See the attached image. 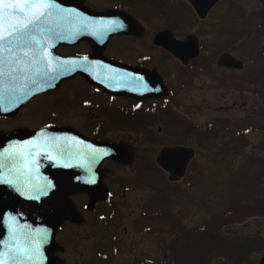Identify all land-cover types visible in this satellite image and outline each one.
Returning <instances> with one entry per match:
<instances>
[{
	"label": "flooded vegetation",
	"instance_id": "obj_1",
	"mask_svg": "<svg viewBox=\"0 0 264 264\" xmlns=\"http://www.w3.org/2000/svg\"><path fill=\"white\" fill-rule=\"evenodd\" d=\"M82 1L94 10L116 8L141 17L134 11L136 5L127 7L128 0H108L106 6L99 0ZM193 3L178 0L176 5L177 13L180 8L192 12L189 34L178 30L179 25L182 31L190 26L184 15L158 30L149 25V19L138 18L142 27L135 30L139 34L115 35L105 48H99L101 56L87 41L60 44L49 52L50 59L47 56L49 90L33 96L19 113L0 117V130L7 132L55 125L135 148L133 163L107 159L100 166L107 193L101 188L98 197L88 192L72 196L75 213L58 231V245L52 251L57 264L223 262V256L214 260V238L208 229L200 242V226L192 223L197 219L195 211H189L187 203L185 210L182 206L174 211L172 197L188 200L180 189L184 187L148 185L150 177L142 169L154 164L163 147L193 146L200 126L185 104L189 92L196 100L203 90L214 89L237 98L260 95L262 88L256 83L264 71V0H215L203 17ZM165 29L180 42L191 39L182 52L185 59L155 44L157 34ZM225 56L234 57L241 66L224 64ZM103 57L110 60H106L111 65L106 71L101 67ZM115 79L121 81L119 89ZM128 89L135 90L137 98L124 94ZM244 106L235 102L233 107L223 104L215 109L227 113ZM164 125L175 131L168 134ZM167 226L174 239L162 243L169 235Z\"/></svg>",
	"mask_w": 264,
	"mask_h": 264
},
{
	"label": "rangeland",
	"instance_id": "obj_2",
	"mask_svg": "<svg viewBox=\"0 0 264 264\" xmlns=\"http://www.w3.org/2000/svg\"><path fill=\"white\" fill-rule=\"evenodd\" d=\"M106 1L99 0L102 6H106ZM139 0H128L126 3L127 7H134ZM157 1H160L159 5ZM143 0L141 5L138 4L139 9L145 10L144 6L153 4L148 8L151 13L147 17L146 15L141 18L149 19L150 26L155 30L162 29L168 24L172 23V19L178 18L177 15H184V21L189 24L184 31L181 30L180 25L178 27L179 32L189 34L192 32V12L180 8L177 13L178 7L176 6L178 0ZM173 3V6H172ZM157 6L154 10V8ZM169 6L175 7L176 12L170 10ZM160 8V9H158ZM158 9L155 13V10ZM152 12L154 14H152ZM143 15V13H142ZM146 20V22H148ZM180 28V29H179ZM241 52V51H240ZM242 53V52H241ZM248 56V55H247ZM173 71H176L175 63H172ZM207 80V79H204ZM211 81L210 79H208ZM262 80V81H261ZM261 81V82H260ZM256 84H260L262 91L260 95H252L248 97L237 98L234 93L230 95L218 94L217 89L203 90L198 94V99L192 96L189 92L186 98L185 104L191 108L193 115L196 116V121L200 126H204L208 123H214L218 130L223 129L224 125L228 124L229 130L221 133L217 130L214 132H199L198 137L193 140V146L196 148L197 157L192 162L190 171H192L186 179L179 183H171L170 185L163 182L160 173H158L156 167L151 164L149 167H145L142 170L145 171L150 180L146 183L153 187H184L180 188L185 191V196H188V200L181 201L179 198L174 199L172 197L173 209L178 212L183 206V209L190 208L189 211H195L197 219L193 220V226L204 225V220L207 217L208 221H213L214 217L220 213L230 209L232 203L239 204L244 199L250 198L255 190H258L261 200L264 202V153L260 150H255L256 147H264V79L263 77L257 81ZM185 97V96H184ZM191 97L194 98V105L191 103ZM206 97V98H205ZM226 100V102H224ZM237 102L239 105L246 103L245 109L239 110L238 108L231 109L230 112L224 113L219 112L216 107H220L223 104L225 106L233 107L234 103ZM259 113L253 114L252 111H258ZM28 122V121H27ZM3 123L0 118V124ZM244 130L249 131V136L244 138L245 142V153H252V150L257 153L258 159L251 155L236 156V153H241V149L227 150V146L234 144V139H237L239 132ZM164 131L171 134L175 131L174 128L164 125ZM203 135V137H202ZM238 145L236 146V148ZM151 150H153L151 148ZM154 151V150H153ZM150 153V152H149ZM251 159L256 162L252 164ZM262 180V184L260 182ZM194 181V182H193ZM190 186V189L187 187ZM187 201V202H186ZM240 201V202H239ZM264 208V204H263ZM190 213V212H189ZM186 217V215H184ZM190 216H188L189 218ZM187 221V220H186ZM216 220L213 223H217ZM191 223V222H189ZM215 229L219 232L220 229L224 228L222 232L225 237H215V241L218 244L214 247L215 258L222 256L226 250V247L222 243L224 240L233 241L235 237L240 238L254 237L258 238L256 242L262 243L261 249L251 248L247 250V253H235L233 251V244H229L230 250H232L231 262L228 264H259L261 257L264 255V216H252L243 222L235 224H227L223 219L221 222L215 224ZM218 227V228H217ZM167 233L169 234L170 227L167 226ZM174 239L171 234L163 238L162 243H170V240ZM261 240V241H260ZM152 248L155 244V239L151 240ZM258 243V244H259ZM250 246L254 247L255 243L251 239H242L235 243V246ZM215 248L221 249L216 251ZM246 251V250H245ZM155 251L152 253L154 254ZM252 252V254H251ZM227 264V263H225Z\"/></svg>",
	"mask_w": 264,
	"mask_h": 264
},
{
	"label": "water",
	"instance_id": "obj_3",
	"mask_svg": "<svg viewBox=\"0 0 264 264\" xmlns=\"http://www.w3.org/2000/svg\"><path fill=\"white\" fill-rule=\"evenodd\" d=\"M15 1H17V3L19 4L22 2L23 11H21V15L12 17H0V26H14L18 24L21 20H25V14L27 13L30 15L33 12V9L30 7V5L33 3H46L47 5H49L48 7H54V10L58 11V13L56 14H47L46 16L41 17L38 22V26L55 25L59 27H65L66 24L69 22H73L75 26H113L115 25L113 19H115L116 17H123V19L127 21L126 25L130 24V27L138 25L136 20H134L130 15L125 12H120V14L111 11L105 13H94L88 10L87 8L80 6L77 0H13V2ZM189 1L193 3V0ZM214 2L215 0H195V4L198 7V10L202 17L205 16V14L212 7ZM65 4L78 6L84 11L91 14L87 17V22H80V19L71 16V13L65 11ZM40 10L42 9L37 10V12ZM135 32L136 31H133V33ZM86 34H91V32H86ZM113 34H115L113 31L108 33V35ZM155 41L157 44L163 45L176 56H179L183 59H185V56L182 53L183 50H185V48L189 47L191 44V39L188 42L177 41L174 38L173 33L170 31L161 32L157 36ZM17 51L22 52V47L17 48ZM5 52L9 54V51H7V47L0 48V57L3 56ZM224 64L228 66L239 65L235 62L233 58L229 56L224 57ZM14 66L9 65L7 63H5L3 66L1 65L0 75H2V70H6L5 73L12 72L13 74H24L28 70L24 69L23 66L17 63H14ZM41 133L43 132H39L38 134L31 133L28 130H17L13 133H4L0 131V175L3 170L2 163L7 159H11L10 154H16L18 151L21 150L22 158L20 164L22 166L21 170H19V176L25 178L27 181L30 182L31 175L37 174L36 167L34 165L35 156L32 153L37 152L36 142L42 143V141L46 138V136L42 135ZM21 142H24L25 144L21 146ZM20 147L21 149H19ZM127 153L133 154V152L128 149ZM194 156L195 153L191 148H164L158 158V162L161 166H163L166 170L171 173L170 180L174 181L179 180L185 175L188 163ZM45 172L50 173V176L57 189L53 193H51L50 196L46 194L43 195V198L39 199V201L42 202L41 204H39L40 206L37 205L34 199L29 198V192L20 191L14 193L9 188L0 184V226L3 225L2 220L5 218L7 219V223L9 224L11 219L10 213L18 212L20 214H24L25 217L30 219V221L32 220L33 222H44L45 225L48 227V229L45 228L48 230L47 234L49 236H51L52 234V237H55L58 228L63 224L66 219L70 218L71 216L73 204L70 199V195L74 192H80L81 190H85L86 188L82 185H71L69 183V178L64 173V171L62 172L56 169L55 171L46 170ZM38 258L39 264H45L48 256L47 254L45 256L39 255ZM47 264H49L48 261ZM261 264H264V257L261 260Z\"/></svg>",
	"mask_w": 264,
	"mask_h": 264
},
{
	"label": "snow or ice",
	"instance_id": "obj_4",
	"mask_svg": "<svg viewBox=\"0 0 264 264\" xmlns=\"http://www.w3.org/2000/svg\"><path fill=\"white\" fill-rule=\"evenodd\" d=\"M46 3H33L30 7L33 9V12L29 14H25L26 19L21 20L18 24L14 25L11 29H6L4 33L0 34V48H6L8 44H20L24 41L21 37L17 36V33H23L25 29H28L29 26L38 27V22L40 17L43 15V12H37L39 9H43L48 7ZM20 10L23 11V6H19ZM13 37L15 43L9 38ZM7 51L11 52L12 48L7 47ZM26 54V53H25Z\"/></svg>",
	"mask_w": 264,
	"mask_h": 264
},
{
	"label": "trees",
	"instance_id": "obj_5",
	"mask_svg": "<svg viewBox=\"0 0 264 264\" xmlns=\"http://www.w3.org/2000/svg\"><path fill=\"white\" fill-rule=\"evenodd\" d=\"M263 204H264V202L262 200H260L259 198L255 197L254 198V204H251V203L247 202L245 204L246 206H243L240 209H238V210L241 211V217L238 219V221H236V219H232L230 224H234L236 222L244 221V219H246V218H248L250 216L264 214ZM215 233L216 234L219 233V232H217V229H215ZM215 244L217 245V242Z\"/></svg>",
	"mask_w": 264,
	"mask_h": 264
}]
</instances>
